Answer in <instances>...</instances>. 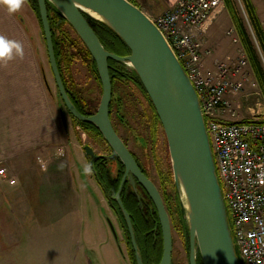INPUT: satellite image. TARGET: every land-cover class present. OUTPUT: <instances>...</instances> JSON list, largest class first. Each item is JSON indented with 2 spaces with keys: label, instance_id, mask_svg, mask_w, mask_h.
Returning <instances> with one entry per match:
<instances>
[{
  "label": "rangeland",
  "instance_id": "rangeland-1",
  "mask_svg": "<svg viewBox=\"0 0 264 264\" xmlns=\"http://www.w3.org/2000/svg\"><path fill=\"white\" fill-rule=\"evenodd\" d=\"M235 1L254 40L241 2ZM134 2L143 5L151 17L171 7L169 0ZM149 5L159 10L151 12ZM11 14L14 25L6 32L14 33L13 39L23 45L24 54L6 64L15 70L27 69L28 76L11 77L19 82L26 81L23 84L0 86V170H3L0 175V264H132L131 249L126 243L128 238L89 174L80 148L93 141L81 132L78 143L74 139L76 123L55 85L39 19L26 0ZM224 18L220 12L216 19L213 18L214 24L221 26ZM65 28L76 36L70 26L65 25ZM0 31L5 34V27ZM234 33L237 36L235 29ZM233 36V33L223 35L224 47L230 53L227 50L226 53L215 52L216 59H234L237 48L243 50L240 40L237 46L232 42ZM227 56L230 58L225 59ZM216 59L205 57L204 61L210 66ZM62 72L70 89L84 103L93 108L98 106L100 82L86 63L78 59L70 64L63 63ZM249 93L248 100L244 96L232 99L235 103L241 100L246 110L254 102V96ZM112 97V106L117 110L112 119L118 134L145 166L162 195L171 225L172 262L188 264V250L170 184L166 195L163 192L166 184H162V179L167 176L171 164L161 123L155 120L156 138L152 145L150 134L144 128L145 118L141 117L146 106L141 92L127 83L115 87ZM240 110L242 112V108ZM242 117L239 112L238 119ZM76 165L82 172L77 173ZM12 179L14 182L10 183Z\"/></svg>",
  "mask_w": 264,
  "mask_h": 264
},
{
  "label": "water",
  "instance_id": "water-1",
  "mask_svg": "<svg viewBox=\"0 0 264 264\" xmlns=\"http://www.w3.org/2000/svg\"><path fill=\"white\" fill-rule=\"evenodd\" d=\"M36 4L49 67L66 110L78 121L91 124L99 131L112 150L109 159L119 158L124 165L123 181L127 179L139 197L135 186L137 181L155 207L162 235V254L158 264H173L170 220L155 184L142 173L111 124L109 60L123 63L136 73L161 123L176 194L184 210L188 264H198V261L201 264H242L200 99L187 72L154 21L129 0H36ZM47 5L68 23L95 64L101 97L93 115L81 114L64 87L55 57ZM85 15L106 25L123 41L129 54L119 56L107 51ZM84 150L87 157L94 158L89 146H84ZM116 199L125 219L135 263L143 264L129 214L118 194Z\"/></svg>",
  "mask_w": 264,
  "mask_h": 264
},
{
  "label": "built area",
  "instance_id": "built-area-1",
  "mask_svg": "<svg viewBox=\"0 0 264 264\" xmlns=\"http://www.w3.org/2000/svg\"><path fill=\"white\" fill-rule=\"evenodd\" d=\"M223 4V0H176L153 20L200 99L241 263L264 264L263 91L241 48L234 59L215 60L208 68L199 35ZM233 42L239 43L235 37ZM248 92L254 102L244 110L243 102L232 98L248 100Z\"/></svg>",
  "mask_w": 264,
  "mask_h": 264
},
{
  "label": "trees",
  "instance_id": "trees-1",
  "mask_svg": "<svg viewBox=\"0 0 264 264\" xmlns=\"http://www.w3.org/2000/svg\"><path fill=\"white\" fill-rule=\"evenodd\" d=\"M26 1L31 6V8L36 13L39 19V13H38L36 0H26ZM129 1L137 5L134 2V0H129ZM223 1H224L225 8L232 21V24L239 37L242 48L244 49L245 55L249 60V63L253 70L255 79L257 80L260 88L263 91V95H264V64L260 57L262 56L263 61H264V31L257 17L256 10L251 0H240L241 5L247 16L249 25L251 27V30H252V33L255 39L254 41L251 39V36L249 35L244 25L243 19L241 18L238 7L236 5V1L235 0H223ZM47 7H48V13L50 15L49 22H50V27H51L55 57H56L57 65L60 71V75H61L64 87L67 90L69 97L72 103L74 104V106L81 113L86 114L85 112H83L84 101L70 89L67 81L65 80V77L62 72V64L63 63L70 64V62L74 59L81 60V62L86 63L88 65L92 74H94L99 81L95 64L91 59L90 53L88 52L86 47L83 45L79 37L75 34V32L73 31L74 34L76 35L74 37L65 28V25H68V23L64 21L61 18V15L56 10H54L50 5H47ZM85 17L88 19L91 27L93 28L94 32L99 38L101 44L107 51L114 53L116 55H119V56H125L129 54V50L126 47V45L123 43V41L119 39V37L115 33H113L106 25H104L103 23L99 21L91 19L86 15ZM60 19H61V22H59ZM108 64H109V72L111 75L112 91L114 90L115 87L119 88V87L125 86L127 83H132V84H135L141 90L145 99L149 100L150 102V99L148 95L146 94L139 78L137 77L136 73L133 70L129 69L125 64L117 62V61H113V60H109ZM46 86H47V89L49 90L47 83H46ZM152 117H154L156 121L160 122L155 111L153 112ZM79 123L84 126H86L87 124V123L80 122V121ZM104 171H105V174L107 175V171L105 169ZM95 174L98 177V181L101 184L105 182V180H101L99 178L98 172L95 171ZM166 175L167 176L162 179L163 181L162 184L163 185L166 184V187L165 186L163 187V192L166 195L167 185L170 184L173 190V196L171 195V197L174 200L175 211L178 214L180 227L183 233V238L185 239L186 247L188 250V236H187V232L184 226V218H183L184 210L176 194L171 167L168 168ZM130 208L136 216V220H134L132 223V228H133L135 240L138 246V250L141 255L142 262L143 264H158L161 258V254H162V235H161L160 226L157 220V216L154 213L155 220L154 219L152 220L150 218L146 220L141 216V213L143 211L142 210L140 211L137 206L131 205ZM126 210L128 212L127 208ZM148 210H150V208H148ZM151 210L152 211L154 210V207L152 204H151ZM131 254H132V264H136L132 249H131Z\"/></svg>",
  "mask_w": 264,
  "mask_h": 264
},
{
  "label": "flooded vegetation",
  "instance_id": "flooded-vegetation-1",
  "mask_svg": "<svg viewBox=\"0 0 264 264\" xmlns=\"http://www.w3.org/2000/svg\"><path fill=\"white\" fill-rule=\"evenodd\" d=\"M129 84H132V83H129ZM132 85L137 90H139L141 92V90L135 84H132ZM112 93H113V91H112ZM141 94H142V92H141ZM142 96L144 97L143 94H142ZM144 99H145V97H144ZM113 101L114 100L112 97L111 103L109 106V118H110L111 124H112L115 132L121 138V136L118 134V132L115 128V124H114V121L112 119L113 113L115 115L117 114L116 107L113 108V106H112ZM145 103H146L145 110L142 111L141 117H143V119L145 118L146 124H145L144 128H146L148 133L150 134V139H151L152 145H154L155 138H156L155 137V118L152 117V114L155 111V109H154L152 103L149 102V100L145 99ZM97 108H98V106L93 108L89 104L84 103L83 112H85L86 114H83L77 108L76 109L81 114H83L85 116H90V115H93L97 111ZM113 110H114V112H113ZM72 119L76 123V124H74L75 125L74 126V139H75V141L78 143L79 132H81V135H83V136H89L91 138V140L93 141L91 144H82V146H80L82 153H83V157H84L86 166L88 168V172H90L89 174L91 175L95 184L97 185L98 189L100 190V193L103 197V200L106 202L108 207L112 210L114 215L120 221V224L124 230V234L126 235V237H128V239L126 240V243H127V245L130 246V249H132L130 241H129L128 231H127L126 224H125V219H124V216L121 212V209L119 208V205L117 203V199H116L117 194H118L124 208L128 209V213H129L131 223H133V221L136 220V216L130 208L131 205L137 206L140 211L142 210L143 212L141 213V216L146 220H148V218L153 220L155 218V214L157 216V212L155 210V207L152 204V201H151L150 197L148 196V194L146 193V191L143 189V187L137 181L135 182V186L137 188V191L140 194L139 197L134 193L132 187L129 185V181L127 179H125L123 181V176H124V171H125L124 165L122 164V162L119 158H116L115 160L109 159V157L112 155V150L109 147V145L107 144V142L103 139V137L99 133V131L91 124L87 125L88 124L87 123L86 126H84V125H81L76 118L72 117ZM121 140L123 141V143L127 147L126 142L122 138H121ZM86 145L92 149V152L94 155L93 159L86 156L85 150H84V146H86ZM127 149L132 154L133 158L135 159V161H136L138 167L140 168V170L142 171V173L148 179H150L149 175L145 169V166L139 161V159L136 157V155L128 147H127ZM76 168H77L78 173L82 172L81 167L79 165H76ZM104 169L107 171V175L105 174ZM95 171L98 172L99 178L101 180H105V182H103L101 184L98 181V177L96 176L97 173L95 174ZM156 188H157V186H156ZM158 191H159V189H158ZM159 193H160V191H159ZM160 195H161V193H160ZM161 198H162V195H161ZM162 200H163V198H162ZM151 204L154 207L153 211L151 210ZM148 208H150V210H148ZM157 220H158V216H157ZM111 229H112V227H111ZM198 264H200V261H198Z\"/></svg>",
  "mask_w": 264,
  "mask_h": 264
},
{
  "label": "crops",
  "instance_id": "crops-1",
  "mask_svg": "<svg viewBox=\"0 0 264 264\" xmlns=\"http://www.w3.org/2000/svg\"><path fill=\"white\" fill-rule=\"evenodd\" d=\"M176 0H169V4L170 6L174 4ZM255 10H256V14L257 17L260 21V24L262 26V28L264 29V0H251ZM149 3V2H148ZM150 4V3H149ZM138 5V4H137ZM139 6V5H138ZM143 11H145L146 13L147 10L145 8H143V5L139 6ZM149 9L151 10V12H154L155 10H159L157 7L154 9L153 7H151L150 5L148 6ZM226 8L223 9V6L218 10V12L216 13L214 19H216V17L219 15V13H223L224 14V23L221 24V26L219 25H215L214 22L215 20L213 19L212 21L208 22L206 24V26L203 29V32L199 33L200 37L202 38L203 42H204V50L207 52V54L205 55L206 58H208V60L210 59H216L214 54H216L215 52H224L229 54V49L224 47V42H223V35H226L227 31L232 29L233 27H231V22L229 21V15L227 13V10L225 12ZM160 14V13H159ZM8 15H10V20H8ZM158 15V14H157ZM14 21L12 20V14H10L7 11L6 6H4L3 4H0V30H2L3 27H5V34L4 32L0 31L1 35L6 36L8 39L14 40L13 39V34L12 35L10 33H8V31L6 32V29H11L12 26L14 25L13 23ZM227 26V27H226ZM224 43V44H223ZM227 46V45H226ZM233 50H236L235 47H233ZM230 57H225V59H228ZM17 60H20V58H16ZM221 59V58H219ZM5 63V64H3ZM27 69L24 68H19L17 70H15L13 67H7L6 62H0V86H5V87H10L12 85L16 86L17 84L19 85L20 82H22V84L26 81H20L19 80H13L11 79V77H18V78H22V77H26L28 76L27 73ZM5 77V78H4ZM41 78L42 81L44 82V86L47 89L46 83L47 81H45V75L42 76V72H41ZM47 91L50 94V90L47 89ZM61 114V112H60ZM78 173V172H77Z\"/></svg>",
  "mask_w": 264,
  "mask_h": 264
},
{
  "label": "clouds",
  "instance_id": "clouds-1",
  "mask_svg": "<svg viewBox=\"0 0 264 264\" xmlns=\"http://www.w3.org/2000/svg\"><path fill=\"white\" fill-rule=\"evenodd\" d=\"M22 2L23 0H0V4L6 6L10 14L17 12L22 6ZM23 54V45L19 41L0 35V62H7L15 56L22 57Z\"/></svg>",
  "mask_w": 264,
  "mask_h": 264
},
{
  "label": "bare ground",
  "instance_id": "bare-ground-1",
  "mask_svg": "<svg viewBox=\"0 0 264 264\" xmlns=\"http://www.w3.org/2000/svg\"><path fill=\"white\" fill-rule=\"evenodd\" d=\"M92 16L96 17L94 14H91Z\"/></svg>",
  "mask_w": 264,
  "mask_h": 264
}]
</instances>
